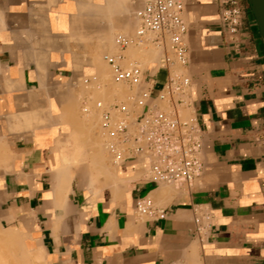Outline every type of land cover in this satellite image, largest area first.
Returning <instances> with one entry per match:
<instances>
[{"label": "crops", "instance_id": "crops-1", "mask_svg": "<svg viewBox=\"0 0 264 264\" xmlns=\"http://www.w3.org/2000/svg\"><path fill=\"white\" fill-rule=\"evenodd\" d=\"M106 1L0 0L2 224L20 230L30 244L39 242L45 264H264V40L246 0H240L234 33L225 27L220 0H183L186 63L163 67L162 53L141 66L137 92L149 89L155 96L172 73L189 79L187 99L201 130L204 164L192 186L156 181L139 160L115 165L123 178H132L123 192L103 176L94 184L100 189L90 187L88 159L73 153L66 172L59 171L62 143L73 139L69 126L82 137L83 107L91 110L93 98L106 97L118 83L104 56L122 52L123 66H129V46L121 50L116 36L123 27L121 34L134 35L136 11L148 0L115 1L124 9L115 4L117 16ZM89 2L98 5L95 15L89 4L84 10ZM101 7L121 31L108 29ZM107 36L115 37V51ZM101 60L109 82L104 71L102 80L95 73ZM72 96L70 120L64 106ZM75 120L83 121L82 128ZM141 197L165 216L137 214Z\"/></svg>", "mask_w": 264, "mask_h": 264}, {"label": "built area", "instance_id": "built-area-1", "mask_svg": "<svg viewBox=\"0 0 264 264\" xmlns=\"http://www.w3.org/2000/svg\"><path fill=\"white\" fill-rule=\"evenodd\" d=\"M220 2L224 5L225 27L234 33L241 23V1ZM182 11L183 0H148L136 11L138 24L134 35L116 36L120 49L152 45L163 51L161 66L171 62L184 65L187 57L183 38L187 25ZM104 58L116 81L132 86L141 82L142 67L136 63L124 67L122 52L106 54ZM189 83L185 75L172 73L155 96L149 89H143L129 97L130 105L124 101L95 102L105 147L114 164L122 166L129 161H144L156 181L192 186L204 164L201 130L189 110ZM184 109L188 110L186 117L182 116ZM83 111L88 113L89 107H83ZM135 211L142 216H165L164 210L154 206L148 197L137 199ZM195 222L199 223V218Z\"/></svg>", "mask_w": 264, "mask_h": 264}, {"label": "bare ground", "instance_id": "bare-ground-1", "mask_svg": "<svg viewBox=\"0 0 264 264\" xmlns=\"http://www.w3.org/2000/svg\"><path fill=\"white\" fill-rule=\"evenodd\" d=\"M106 1V0H105ZM115 1L117 2V0H114V1H112L111 0V8L109 7V6H107L108 7V10L110 9H112V7H114V5H115V7H117V10L118 9H120L121 7V9L119 10V12L122 10H124L123 9V6H121V7H119L121 4H122V0H118L119 2H121V4L119 5L118 3H115ZM114 2V3H113ZM133 2V1H132ZM91 2H89V3H85L84 5H83V7H85L87 4H89V5H87L88 7H90V4ZM106 3H107V1H106ZM105 3V4H106ZM109 3V2H108ZM113 3V4H112ZM138 4H140V3H138ZM82 5V4H81ZM109 5V4H108ZM78 6V5H77ZM86 6V8H87V10H86V8L84 9L86 12L88 11V7ZM93 5H91V7H92ZM96 6V7H95ZM95 6H93L92 8L94 9H91L90 10V12L93 10L94 12H91V13H94L93 15H95V13H96V10H95V8H97V4L95 5ZM114 7V9H115V11L113 10V12H111L110 10V14H113L114 13V15L117 13L116 12V8ZM79 8H80V6H79ZM105 8V7H104ZM98 9V8H97ZM101 9H102V7H101ZM100 8H99V12H100V10H101ZM81 10H82V7H81ZM103 10V13L101 12V15H102V17H105L106 18V21H109V24H108V22H107V24H108V27H109V25H110V27L108 28L109 30H111V29H116L117 27H116V25L117 26H119L121 23H119V25H118V22L117 23H115L112 19V21L116 24H114V23H112V21L110 20V18H109V13H108V16H105V15H107V12L108 11H105L106 13H104V9H102ZM105 10H107V8L105 9ZM121 11V12H122ZM125 11H126V13H127V10L125 9ZM98 12V11H97ZM116 12V13H115ZM117 13L115 16H117L118 14H120V13ZM98 14V16H99V14L100 13H97ZM105 14V15H104ZM100 15V16H101ZM114 15H112V18H113V16ZM99 16V17H100ZM101 17V18H102ZM130 17V16H129ZM120 18V17H119ZM108 19V20H107ZM115 20V19H114ZM102 21V20H101ZM101 21H99V22H101ZM120 21H121V19H120ZM138 21V20H137ZM133 22V21H132ZM111 23V24H110ZM96 23H94V25H95ZM101 24V23H100ZM106 24V25H107ZM112 24H114V28H112L111 27V25ZM101 25H103V23L101 24ZM126 27H127V25H125ZM95 27H97V26H95ZM116 27V28H115ZM94 28V27H93ZM90 29H92V28H90ZM123 31H121L120 30V27H119V29H117V30H120L121 31V33L122 32H124L125 33V31L127 30V29H125V27H123ZM97 30V29H96ZM109 30H107V31H109ZM117 30H115V31H117ZM113 31V30H112ZM114 31V32H115ZM100 32V31H99ZM109 33V32H108ZM118 33H119V31H118ZM117 33V34H118ZM121 33H119V34H121ZM116 34V33H115ZM118 34V35H119ZM98 35H100V33L98 34ZM111 35V34H110ZM112 35H114V34H112ZM123 35V34H122ZM124 35H127V32H126V34H124ZM93 36H94V34H93ZM115 36V35H114ZM100 37V36H99ZM98 37V38H99ZM93 39H95V37H92ZM115 38V37H114ZM113 38V39H114ZM93 39H92V41H93ZM109 39H110V42H108V45L109 44H111V45H109L110 46V48L111 49H114V51H115V49H116V47L115 48H112L114 45H113V42H114V40L112 39V37L110 38L109 36H107V40L109 41ZM186 40V39H185ZM101 40H99V42H100ZM91 42V41H90ZM104 42V41H103ZM103 42H101V43H103ZM107 42V41H106ZM114 44H116V43H114ZM92 45V44H91ZM93 45H94V43H93ZM95 45H99V43H96ZM106 45H104V47H105ZM150 46V45H149ZM93 48L95 49V48H97L96 46L94 47L93 46ZM100 48H102V47H100ZM131 48V49H130ZM129 48V53L131 54L132 53V56H136V58L138 57L139 58V54L142 52V54H143V51H145V50H141V52H140V50L138 51V52H140L139 54H138V52H136L135 50V47H130ZM141 48H142V46H141ZM140 48V49H141ZM145 48H147V47H144V49ZM148 48H151V47H148ZM147 48V49H148ZM98 49V48H97ZM104 49V48H103ZM105 49H107V48H105ZM143 49V48H142ZM117 50H119V49H117ZM116 50V51H117ZM94 51V53L96 54V53H98V52H96L95 50H93ZM105 51V50H104ZM128 51H125L126 53L128 52ZM101 52V51H100ZM162 52V51H161ZM93 53V54H94ZM113 53H115V52H113ZM137 55H136V54ZM155 53H156V51L154 50V49H148V50H146V52H145V54L142 56V55H140V56H142V57H140V58H142L141 59V61L143 62H141L142 64H144V62L146 61L147 63H148V61L149 60H152L153 58H155ZM163 53V52H162ZM94 54V55H95ZM108 54H109V52H108ZM133 54H135V55H133ZM94 55H92V56H94ZM98 55V54H97ZM105 55V54H104ZM161 55V54H160ZM96 56V55H95ZM157 56V55H156ZM99 57H100V55H99ZM100 58H102V57H100ZM140 58H139V60H140ZM145 59V60H144ZM103 60V59H102ZM101 60V61H102ZM128 60V59H127ZM101 61H98L96 64H97V66L99 67L100 66V68H98L97 66V70H95V73L96 72H98L99 73V76H100V78H101V76H102V74H103V71H104V75H108V78H106V77H104V78H106V79H104L103 78V80L104 81H108L109 82V79H110V77L109 76H111V75H109V72L110 71H108V65L107 64H105L103 61H102V63H104L105 64V66H104V64H101ZM126 61V60H125ZM145 62V63H146ZM160 62V61H159ZM158 62V63H159ZM101 64V65H100ZM124 64H126V63H124ZM129 64H130V62H129ZM136 64H139L140 66H141V64H140V61H138V63L136 62ZM107 65V66H106ZM104 66V67H103ZM126 67H127V65H125ZM95 67V68H96ZM103 67V68H102ZM98 69H100V72L98 71ZM102 72V73H101ZM98 73H96V74H98ZM108 73V74H107ZM98 77V76H97ZM100 78H98V79H100ZM112 79V78H111ZM114 79V78H113ZM101 80H102V78H101ZM100 81V80H99ZM110 82H112V81H110ZM114 83V82H113ZM118 84H119V82H118ZM121 84V83H120ZM113 84H111V86H112ZM119 87V86H118ZM121 87V86H120ZM125 88V87H124ZM110 89V88H109ZM120 89V88H119ZM124 92H122L123 94H125V92L127 91V89H126V91L124 90V89H122ZM120 91V90H119ZM91 92H94V91H91ZM116 94V93H115ZM128 94V93H127ZM94 96V95H93ZM123 96V95H122ZM128 97V96H127ZM130 97V96H129ZM73 98V99H72ZM126 98V97H125ZM74 100H75V97H71V101H69L67 104L69 105V106H67V104H66V106L67 107H65L64 106V109H67L66 110V115L64 114V112H62V114H64L66 117H68L69 115H67L68 114V112H70L71 110H74V109H71L72 107H74ZM104 100V99H103ZM126 100H127V98H126ZM76 101V100H75ZM128 101V100H127ZM130 101V100H129ZM65 103V102H64ZM73 104V105H72ZM76 105V104H75ZM72 106V107H71ZM89 106V105H88ZM63 110V109H62ZM93 110V109H92ZM90 112V111H89ZM91 112H94V111H91ZM76 113H77V111H76ZM76 113H74V114H76ZM80 113V112H79ZM95 113H96V110H95ZM185 113H186V111H185ZM78 114V113H77ZM76 114V115H77ZM73 115V114H72ZM80 115V114H79ZM79 115H77V116H79ZM83 115V114H82ZM94 115H97V114H94ZM186 115V114H185ZM81 116V115H80ZM70 117H72L73 118V116H69V118ZM65 118V117H64ZM74 119H77V118H74ZM74 119H73V121H74ZM81 118H79L78 117V120H80ZM83 119H85V134L83 133V136L82 137H79V134L77 133V130L75 131V129L76 128H74V127H72V126H69L70 127V129L69 130H71L70 132L71 133H69L68 135H70V134H72L73 133V135H72V138L73 139H71V141H72V143H70L71 141L70 140H68L69 138L67 137V140L65 141L66 142V145H64V143H62L63 144V146L61 147V145L59 146V148L57 147V149H60V147H61V154H62V156L60 155V156H58V157H61V160H59V162H60V167L62 168L61 170H59L60 168H58V170L59 171H61V172H66V170L69 168V164H70V159H72V156H76V157H78V160H79V158H80V160H82V161H84L85 159H88L87 160V162H86V164H87V170H88V172H89V179H88V184L90 185V187H93V188H95V190L97 189L95 186H94V184L96 183V181H97V179H98V177H100V176H103V178H105V184L107 183V185H109L115 192H123L124 190H127L128 189V181L130 180V179H132V178H123L121 175H120V171H118L117 170V168L116 167H111L109 164H107V163H109V161L107 162L106 160H107V158L106 157H104V154L103 153H105L104 152V149L102 148L103 146H102V144L104 143V141H105V136H104V134L101 132V130L100 131H97L96 129L98 128V126L97 125H95L96 124V121H98L97 119L95 120L94 119V116H93V114L91 113V114H89V115H87L86 116V118L84 117ZM99 119V118H98ZM63 120V119H62ZM65 120V119H64ZM66 120H69L68 118L66 119ZM70 120H71V118H70ZM78 120H75V121H77L78 123V126H79V129L80 128H82V123H83V121H78ZM100 120V119H99ZM73 121H71L72 123H73ZM76 123V122H75ZM80 124H82V125H80ZM94 126H97V128L95 129L94 128ZM73 128H74V131H73ZM93 128L98 132V133H100V134H96L95 132H93L94 130H93ZM82 135V134H81ZM71 136V135H70ZM63 141V142H64ZM68 141V142H67ZM70 141V142H69ZM102 141H103V143H102ZM1 143H0V147H1ZM3 146L1 147V150L2 151H4L3 149ZM68 150H70V151H68ZM102 150H103V152H102ZM70 152L69 154H70V158L68 157V155L66 154L67 152ZM66 152V153H65ZM73 153V154H72ZM1 154V153H0ZM6 153L4 152V153H2V155H0V163H2V160L4 159L5 160V158L3 157L4 155H5ZM71 154H72V156H71ZM106 155V154H105ZM7 156V155H6ZM3 158V159H2ZM69 158V159H68ZM105 158H106V160H105ZM7 159H8V156H7ZM7 159H6V161H7ZM3 160V161H4ZM79 160V161H80ZM5 161V162H6ZM77 162V161H76ZM107 162V163H106ZM111 162V161H110ZM7 163V162H6ZM3 164V163H2ZM1 164V165H2ZM5 164V163H4ZM61 164H62V166H61ZM57 170V171H58ZM64 170V171H63ZM58 171V173H60ZM67 174V173H66ZM60 175H61V173H60ZM68 175V174H67ZM68 178V177H67ZM66 178V179H67ZM65 181V180H64ZM67 181H68V179H67ZM103 181V182H104ZM66 183V182H65ZM68 183H69V181H68ZM98 189H100V188H98ZM97 189V190H98ZM53 191H58L59 193H60V191L59 190H53ZM62 191H64V190H62ZM62 191H61V193H62ZM57 192V193H58ZM60 193V194H61ZM63 194V193H62ZM64 195V194H63ZM61 200H62V198H60ZM60 199H58V203H61L62 201L60 200ZM58 206V205H57ZM60 206V205H59ZM1 211V210H0ZM3 211H5V210H3ZM16 212V211H15ZM32 215H33V213H32ZM10 216V215H9ZM26 216V215H25ZM34 217V216H33ZM1 228H0V264H37V262H40V264L42 263V264H45V257H44V253H43V248H42V246H41V244L38 242V246H36V245H34V244H30V243H28L27 241H26V235L25 234H23L20 230H18V229H16V228H8V229H4L2 226H0ZM16 236H19L18 237V239H16L17 237ZM16 237V238H15ZM16 239V240H15Z\"/></svg>", "mask_w": 264, "mask_h": 264}, {"label": "rangeland", "instance_id": "rangeland-1", "mask_svg": "<svg viewBox=\"0 0 264 264\" xmlns=\"http://www.w3.org/2000/svg\"><path fill=\"white\" fill-rule=\"evenodd\" d=\"M130 47H135V51L136 52H138L139 50H140V52H141V50H145V51H143V54H142V52L140 53V52H138V54H139V58L140 57H142L144 54H145V52H146V50H148V49H154L155 51H156V53H155V58H153L152 60H158L159 59V57L162 55V52H161V50L159 49V48H157V47H154V46H152V45H144V46H142V48H141V46H133V45H130L129 46V48ZM144 47H151V48H145L144 49ZM141 48V49H140ZM131 49V48H130ZM129 50V49H128ZM127 50V51H128ZM138 50V51H137ZM127 54H129V62H133V60H137V61H140V64H141V66L142 67H144L145 66V64L147 63L146 61V63L144 62V64H142L143 62L141 61V59L143 58H140V60H139V58L137 57L136 58V56H132V53L130 54L129 53V51L127 52ZM136 54V53H135ZM135 54H133V55H135ZM161 54V55H160ZM137 55V54H136ZM140 55H142V56H140ZM157 55V56H156ZM145 60V59H144ZM149 61H151V60H149ZM148 61V62H149ZM142 62V63H141ZM109 75H111L110 74V72H109ZM121 83V84H120ZM113 91H111V93L109 94V95H107L106 97H101V96H95L94 98H93V102H92V106L90 107L91 108V110H90V112H88L87 113V115H89V114H93V116H94V119L96 120H98V121H96V124L95 125H97L98 126V128H97V126H94V128L97 130V131H100L101 129H100V124H101V118H100V114H99V112L95 109V107H94V104H95V102L96 101H98V100H103L104 99V101L105 102H113L114 100V97H113V92L114 93H116V101H124V102H126V103H128L129 105L131 104L130 103V99H129V96H131L133 93H137V91H138V89H137V86H133L131 89L125 84V83H122V82H119V84L118 83H113ZM119 86V87H118ZM121 86V87H120ZM125 87V88H124ZM120 88V89H119ZM122 89H124L125 91H126V89H127V91L125 92V94H123L122 92H124ZM120 90V91H119ZM128 93V94H127ZM123 95V96H122ZM128 96V97H127ZM127 98V100H126V98ZM93 109V110H92ZM95 110H96V113H95ZM91 111H94V112H91ZM185 111H186V113H185ZM94 114H97V115H94ZM186 114V115H185ZM182 116H184V117H186V116H188V110H186V109H184V110H182ZM100 120H99V119ZM93 128V132H95L96 130ZM95 132L96 134H100V133H98V132ZM102 143H103V141H102ZM104 145V146H103ZM102 148L104 149V152L105 153H103L104 154V157H108L107 158V160H106V158H105V160L108 162L109 161V163H107V164H109L111 167H116L117 168V166H115L116 164H114L113 163V161L111 160V158H110V156H109V154L107 153V150H106V147H105V141H104V143L102 144ZM102 152H103V150H102ZM106 154V155H105ZM111 161V162H110ZM70 162V161H69ZM0 218H1V215H0ZM0 226H2L4 229H8L5 225H3L2 224V222H1V220H0ZM1 228V227H0ZM13 228V227H12ZM17 237V238H16ZM15 238L16 239H18V237L19 236H16ZM15 239V240H16ZM37 264H40V262H37ZM42 264V263H41Z\"/></svg>", "mask_w": 264, "mask_h": 264}, {"label": "water", "instance_id": "water-1", "mask_svg": "<svg viewBox=\"0 0 264 264\" xmlns=\"http://www.w3.org/2000/svg\"><path fill=\"white\" fill-rule=\"evenodd\" d=\"M264 40V0H246Z\"/></svg>", "mask_w": 264, "mask_h": 264}]
</instances>
